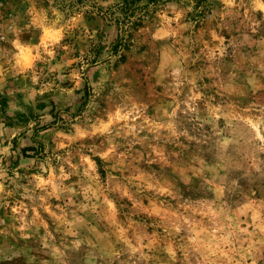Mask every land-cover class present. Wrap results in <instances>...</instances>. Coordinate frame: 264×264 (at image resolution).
Instances as JSON below:
<instances>
[{"label": "rangeland", "instance_id": "374dc122", "mask_svg": "<svg viewBox=\"0 0 264 264\" xmlns=\"http://www.w3.org/2000/svg\"><path fill=\"white\" fill-rule=\"evenodd\" d=\"M0 264H264V0H0Z\"/></svg>", "mask_w": 264, "mask_h": 264}]
</instances>
